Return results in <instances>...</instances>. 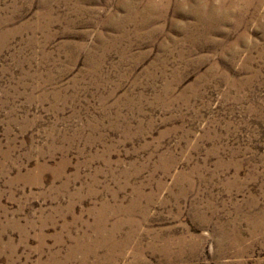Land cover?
<instances>
[{
  "label": "rangeland",
  "instance_id": "obj_1",
  "mask_svg": "<svg viewBox=\"0 0 264 264\" xmlns=\"http://www.w3.org/2000/svg\"><path fill=\"white\" fill-rule=\"evenodd\" d=\"M0 264H264V0H0Z\"/></svg>",
  "mask_w": 264,
  "mask_h": 264
}]
</instances>
